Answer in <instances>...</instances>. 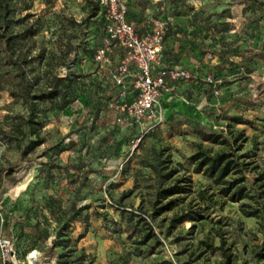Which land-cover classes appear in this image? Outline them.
<instances>
[{
  "label": "rangeland",
  "instance_id": "rangeland-1",
  "mask_svg": "<svg viewBox=\"0 0 264 264\" xmlns=\"http://www.w3.org/2000/svg\"><path fill=\"white\" fill-rule=\"evenodd\" d=\"M7 1L9 20L0 27L12 37L8 45L0 37V264H264L254 256L264 239L259 219L238 209L247 198L219 195L190 161L197 143L227 148L201 141L200 125L237 137L236 151L248 162L247 191H255L256 178L264 188V4L126 0L128 16L145 28L153 17L165 21L159 65L189 73L170 83L161 121L143 133L115 119L116 104L133 93L128 77L116 90L108 76L120 51L111 49L109 62L93 57L106 43L96 0ZM51 89L58 94L36 99L34 122L24 123V97ZM35 138L40 142L28 149ZM180 176L190 177L186 192L157 198ZM190 206L202 218L168 228L170 217Z\"/></svg>",
  "mask_w": 264,
  "mask_h": 264
},
{
  "label": "built area",
  "instance_id": "built-area-1",
  "mask_svg": "<svg viewBox=\"0 0 264 264\" xmlns=\"http://www.w3.org/2000/svg\"><path fill=\"white\" fill-rule=\"evenodd\" d=\"M96 2L101 9L106 43L94 48L93 57L99 62H109L111 49H118L120 54L108 71L109 79L117 88L128 77L133 91L130 99L116 104V122L146 133L162 119L163 96L169 91L170 83L188 78L189 73L176 65H159L166 29L163 19L153 17L148 28L140 29L128 16L126 0ZM120 93L124 94V90ZM1 246L6 252L12 248L8 239H3Z\"/></svg>",
  "mask_w": 264,
  "mask_h": 264
},
{
  "label": "trees",
  "instance_id": "trees-1",
  "mask_svg": "<svg viewBox=\"0 0 264 264\" xmlns=\"http://www.w3.org/2000/svg\"><path fill=\"white\" fill-rule=\"evenodd\" d=\"M252 4L263 5L262 2H257L256 0H250ZM96 7L101 16V9L96 2ZM11 7L7 0H0V27L4 28L7 26L9 20V13ZM102 28L103 20L101 16ZM167 29V28H166ZM165 29V33H166ZM165 36V34H164ZM0 37L3 38L4 44L8 45L9 41L12 39L11 35L5 33H0ZM164 39V37H163ZM124 89V88H123ZM117 90V88H116ZM58 94L55 89L48 90L39 94H34L32 96L27 95L24 97L25 102L27 103V114L24 117V123L29 125L34 122L35 115V100L41 98H53ZM133 93L131 94V96ZM195 132L197 133L201 141H206L210 143H217L227 146L226 149L220 148L215 151H210L207 147H202L200 143H197V149L193 151L190 155V161L192 162L191 171L195 173H201L206 177H209L211 182L216 186L217 193L219 195L225 196L228 200L238 201L242 198H247L248 201H241L238 205L239 211L244 216H254L258 218V227L260 231H263V222L264 217V201L261 200V193L264 192L263 183H257L258 179L256 178L253 182V188L255 191L250 194L245 185V172L248 162H244L241 157L243 153H238L236 150L239 148V145L235 144L236 138L233 137V140L230 141L227 139L221 132L210 131L207 128L200 125ZM40 142V139L35 138L31 139L27 145V148L30 149ZM190 182L189 176H180L176 177L173 182L169 183L166 186L160 187L156 194L157 198L166 197L167 195L173 193H184L188 190V185ZM255 184V185H254ZM197 196L200 200H204V192L202 190L197 191ZM252 203H250V201ZM170 204V200L166 203L157 207V209H164ZM204 209L205 206H202ZM201 209H194L191 206L184 211L174 214L170 217L168 228L173 227L176 223H179L185 219L188 220H198L202 218ZM154 235L153 231H150L148 236ZM222 241L219 244L221 247ZM264 239L260 243V248L257 251H254V256L258 259L264 257ZM223 256L225 257V262L229 260V254H225L222 251Z\"/></svg>",
  "mask_w": 264,
  "mask_h": 264
},
{
  "label": "crops",
  "instance_id": "crops-1",
  "mask_svg": "<svg viewBox=\"0 0 264 264\" xmlns=\"http://www.w3.org/2000/svg\"><path fill=\"white\" fill-rule=\"evenodd\" d=\"M135 21V20H134ZM136 22V24H137V26L140 28V29H144L145 28V26H143V22H137V21H135Z\"/></svg>",
  "mask_w": 264,
  "mask_h": 264
}]
</instances>
